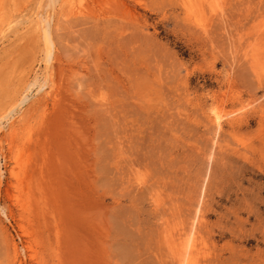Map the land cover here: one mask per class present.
<instances>
[{
	"label": "rangeland",
	"instance_id": "374dc122",
	"mask_svg": "<svg viewBox=\"0 0 264 264\" xmlns=\"http://www.w3.org/2000/svg\"><path fill=\"white\" fill-rule=\"evenodd\" d=\"M223 2L0 0V264H179L195 220L264 264V0Z\"/></svg>",
	"mask_w": 264,
	"mask_h": 264
},
{
	"label": "bare ground",
	"instance_id": "6f19581e",
	"mask_svg": "<svg viewBox=\"0 0 264 264\" xmlns=\"http://www.w3.org/2000/svg\"><path fill=\"white\" fill-rule=\"evenodd\" d=\"M201 5H204L206 7H208L212 12H214L213 14L216 15V13H220L223 11V7H224V2L223 0H201ZM203 7V6H202ZM71 8V6H70ZM75 8V7H74ZM205 9V8H204ZM209 13V12H208ZM226 13V12H225ZM76 14V13H75ZM212 14V15H213ZM227 14V13H226ZM77 15V14H76ZM211 15V14H210ZM217 16V15H216ZM215 16V17H216ZM219 16V15H218ZM217 16V17H218ZM226 16V15H225ZM33 17V16H32ZM37 17V16H36ZM220 18V17H219ZM227 18V17H226ZM25 21V20H24ZM224 21V20H222ZM33 22V21H31ZM27 23V22H26ZM39 23V25H38ZM38 27H41L40 29H42L41 31L44 32V35L47 36V43L50 44V49H49V54H48V60L50 59L52 53H53V41L51 40V21H47L45 23H41L39 22L38 20ZM41 23V24H40ZM31 24V23H30ZM33 25V24H32ZM28 26V25H27ZM35 26V25H33ZM22 28V27H21ZM37 28V27H36ZM26 29V28H25ZM24 29V31H25ZM34 29V28H33ZM39 29V28H38ZM39 29V30H40ZM16 34H13L14 35H18L17 34V31H15ZM10 37V36H9ZM49 76H48V79H44L45 82H46V85L50 86L49 84L50 83V80H49ZM45 86V85H44ZM43 87V86H42ZM12 110V109H11ZM10 113V111H9ZM28 141V140H27ZM20 145V144H19ZM29 145V144H28ZM31 148V147H30ZM30 148L29 146H24L23 148H20L19 147V152L16 154L15 156V164H16V169L18 170L21 165H22V162H23V159H25L26 157H28V152L30 151ZM16 149V148H15ZM15 154V153H14ZM14 171V170H13ZM27 171V170H26ZM17 172V171H16ZM19 173V172H18ZM26 173V172H25ZM17 176V173L15 174ZM141 177H142V174H141ZM20 180V179H19ZM18 181V180H17ZM19 182V181H18ZM139 182L143 183L144 180L142 178H139ZM18 196V195H17ZM13 199V198H12ZM159 200V199H158ZM160 203V202H159ZM25 208V207H24ZM199 211V210H198ZM198 215V214H197ZM199 217V215L197 216ZM197 220H195V222L193 223V225L191 226V229H190V234L188 237H186L185 239L183 238H180L179 240V249H178V254H177V257H178V262L179 264H198V261L199 259L201 258H198L199 257V254H200V248H199V244L197 243ZM169 228V227H168ZM28 232V231H27ZM200 232V231H199ZM197 235V236H196ZM170 237V235H169ZM199 237V236H198ZM171 238V237H170ZM169 238V239H170ZM171 240V239H170ZM201 241V240H200ZM15 242V241H14ZM173 242V241H172ZM202 244V243H201ZM15 247H14V251H15V256L18 257V255H20V250H19V246L20 245H16L14 243ZM25 249V248H24ZM28 249V247H27ZM30 249V248H29ZM173 255V254H172ZM176 255V254H175ZM174 260H177V259H174ZM19 264H25V260L21 259L20 260V263ZM199 264H200V261H199Z\"/></svg>",
	"mask_w": 264,
	"mask_h": 264
}]
</instances>
